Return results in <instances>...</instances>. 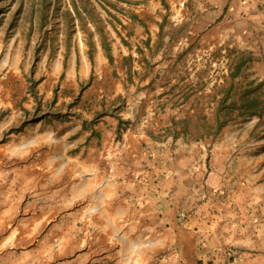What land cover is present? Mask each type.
I'll use <instances>...</instances> for the list:
<instances>
[{"label":"crops","instance_id":"obj_1","mask_svg":"<svg viewBox=\"0 0 264 264\" xmlns=\"http://www.w3.org/2000/svg\"><path fill=\"white\" fill-rule=\"evenodd\" d=\"M161 1L111 60L67 63L93 74L90 109L12 133L0 264H264V151L247 148L264 136L231 119L246 96L264 118V0Z\"/></svg>","mask_w":264,"mask_h":264},{"label":"rangeland","instance_id":"obj_2","mask_svg":"<svg viewBox=\"0 0 264 264\" xmlns=\"http://www.w3.org/2000/svg\"><path fill=\"white\" fill-rule=\"evenodd\" d=\"M133 14L155 22L162 15V1L0 0V153L12 149L9 139L18 132L12 130L23 123L26 126L45 114L58 123L80 112L79 106L91 108V103L83 104L81 93L92 88L88 84L93 74L83 76L76 63L70 75L67 63L80 57L87 58L90 65V54L94 60L98 54H106L103 43L111 50L116 45H130L136 40L130 28L141 24ZM32 83L36 96L30 91ZM231 119L243 121L248 141L264 136V118L256 121L255 116L231 114ZM255 123H260V128ZM238 127L231 131L238 132ZM263 142H248V151H264Z\"/></svg>","mask_w":264,"mask_h":264},{"label":"trees","instance_id":"obj_3","mask_svg":"<svg viewBox=\"0 0 264 264\" xmlns=\"http://www.w3.org/2000/svg\"><path fill=\"white\" fill-rule=\"evenodd\" d=\"M133 16H134V18L138 17L137 14H133ZM102 47L105 50L106 56L111 60L112 59V54H111V48H110V46L108 44L103 43L102 44ZM90 59L93 61V58H92V55L91 54H90ZM63 74L64 73H62V75ZM30 81L35 82L31 78H30ZM33 84L34 83H32L30 85V91L36 96L37 95V90H36V88L34 87ZM245 94H248V91ZM241 102H242L243 106L245 107V109H247V110L249 109V111L246 113L248 116H253L255 114H258L257 112L251 110L253 108V106H255L256 104L258 105V103H256V101L254 100V98H250L249 96L242 97V101ZM38 109H39L38 107L34 108V117L37 115V113H35V112ZM24 110L27 113H29V110L27 108H24ZM44 116H46V114ZM41 117H43V116H41ZM27 121L28 120H25V122H27ZM24 126H25V123L21 124L19 127H15L14 130H12V131H20V130H22V128Z\"/></svg>","mask_w":264,"mask_h":264}]
</instances>
